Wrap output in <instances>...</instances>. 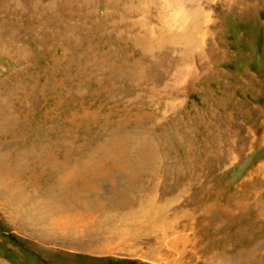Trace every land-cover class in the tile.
<instances>
[{"label":"rangeland","instance_id":"1","mask_svg":"<svg viewBox=\"0 0 264 264\" xmlns=\"http://www.w3.org/2000/svg\"><path fill=\"white\" fill-rule=\"evenodd\" d=\"M0 264H264V0H0Z\"/></svg>","mask_w":264,"mask_h":264},{"label":"bare ground","instance_id":"2","mask_svg":"<svg viewBox=\"0 0 264 264\" xmlns=\"http://www.w3.org/2000/svg\"><path fill=\"white\" fill-rule=\"evenodd\" d=\"M124 167V166H123ZM78 202V201H77ZM83 202V201H82ZM81 201L79 202V206H78V210H76L75 209V211L76 212H74L73 214L71 213H69L73 218H74V220L75 221H73V222H77V223H79L80 222V218L78 217V215L81 213V214H83V215H85L86 217L85 218H89V213H91V212H89L90 210H96V209H94V207H91V206H89L88 207V205H87V203L86 202H83L82 203ZM78 205V203H76L75 204V206H77ZM109 206L111 207V209L113 208V204H109ZM99 210L100 211H102V213H105V215H106V217H108L107 215H109L108 213H109V211L111 210V209H108V208H106L105 206H103V205H99ZM108 209V213L106 214V210ZM83 211V212H82ZM94 213V212H93ZM89 215V216H88ZM95 214H93V216H94ZM56 217L54 218V219H52L51 220V223H53V225H54V223H55V225H58V222L59 221H61V219H65V220H67L65 217L66 216H68L67 215V213H62L61 211H58L57 213H56V215H55ZM92 216V215H91ZM82 217H84V216H82ZM100 217V216H99ZM99 217H98V219H99ZM84 218V219H85ZM70 218H68V220H69ZM83 219V218H82ZM97 219V220H98ZM62 222H64V221H62ZM47 224V223H46ZM67 224V223H66ZM74 224V223H73ZM93 224V223H92ZM69 225H71V224H69ZM79 225H80V223H79ZM63 227V226H62ZM78 227V226H77ZM71 228V227H70ZM74 228V227H73ZM63 229V228H62ZM60 230V229H59Z\"/></svg>","mask_w":264,"mask_h":264}]
</instances>
